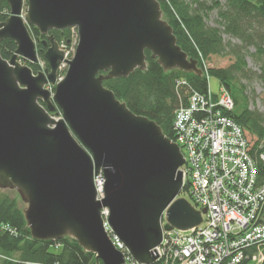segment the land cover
I'll list each match as a JSON object with an SVG mask.
<instances>
[{"label": "water", "instance_id": "95a60500", "mask_svg": "<svg viewBox=\"0 0 264 264\" xmlns=\"http://www.w3.org/2000/svg\"><path fill=\"white\" fill-rule=\"evenodd\" d=\"M6 1L10 16L0 23V43L10 38L17 48L9 60L0 53V189L20 195L36 240L70 237L97 264H124L104 226L106 208L130 254L154 264L164 231L190 230L202 223V213L178 198L180 147L104 81L145 70L146 50L165 71L202 75L198 61L178 45L158 0ZM30 26L48 45V68L37 74L27 64L39 62ZM73 28L78 42L67 59L49 32ZM62 64L68 68L58 81ZM57 110L61 117L53 115ZM100 171L102 199L94 183Z\"/></svg>", "mask_w": 264, "mask_h": 264}, {"label": "trees", "instance_id": "16d2710c", "mask_svg": "<svg viewBox=\"0 0 264 264\" xmlns=\"http://www.w3.org/2000/svg\"><path fill=\"white\" fill-rule=\"evenodd\" d=\"M163 12V18L173 28L178 45L189 58L199 62H207L212 57L232 56L234 62L228 68H209L210 76L217 78L232 94L235 109L230 116L249 135L254 149H257L264 138V112L251 110L244 103L246 97L242 80L251 81L257 78L264 86V62L261 65L259 77L248 68L247 55L250 48L255 49L254 56L264 60V0H225L222 5L219 0H158ZM218 11L220 28L207 24L209 13ZM10 16V7L6 0H0V23ZM30 33L36 41L39 64L27 63L35 74L45 68L48 63L45 52L48 45L44 44L46 37L39 29L30 26ZM50 35L61 44L69 46L75 35L72 29L63 31L51 30ZM223 34L238 40V44H226ZM69 44V45H68ZM15 42L8 38L0 43V53L9 60L16 51ZM147 68L137 69L127 78H116L104 81V86L114 92L115 96L136 115L145 116L156 122L164 134L174 140V112L179 106L176 96L177 79H186L194 90L205 93L208 89L206 74H187L180 70L165 71L145 51ZM202 59V60H201ZM55 90V88H53ZM240 107V108H238ZM60 110L55 115H60ZM188 194V186L184 188ZM9 225L15 230L12 233L6 229ZM0 264H97L95 255L85 251L76 240L66 237L59 241H41L31 236L27 226L23 208L17 197L10 196L0 190ZM102 264V263H101Z\"/></svg>", "mask_w": 264, "mask_h": 264}, {"label": "built area", "instance_id": "2783aa9c", "mask_svg": "<svg viewBox=\"0 0 264 264\" xmlns=\"http://www.w3.org/2000/svg\"><path fill=\"white\" fill-rule=\"evenodd\" d=\"M61 48L69 55L63 42ZM202 60V59H201ZM204 69L208 72L205 61ZM175 140L184 155V186L196 209L207 211L200 226L164 233L156 248L159 264H264V138L257 149L230 116L235 102L228 90L202 93L176 81ZM104 197L102 171L94 177ZM107 211V210H106ZM106 211L102 214L106 215ZM104 226L124 264H142ZM4 229L15 233L9 225Z\"/></svg>", "mask_w": 264, "mask_h": 264}, {"label": "rangeland", "instance_id": "374dc122", "mask_svg": "<svg viewBox=\"0 0 264 264\" xmlns=\"http://www.w3.org/2000/svg\"><path fill=\"white\" fill-rule=\"evenodd\" d=\"M199 1H207L210 4L209 0H199ZM220 3L222 5L225 4V0H219ZM218 11H213L211 13H209L206 21L207 24L211 27H215V28H220V24L218 22ZM221 29V28H220ZM222 30V29H221ZM223 31V30H222ZM223 40L226 44L231 43V44H238L239 46L241 45V43L236 40V39H232L230 36L223 34ZM76 47H77V39H73V41L70 43V45L68 46L67 51L69 52V55L67 56L68 59H71L76 51ZM249 53L247 55V63H248V68L256 75L255 77H259V75L261 74V65L264 62L263 59H260L256 56H254L255 53V49L252 47L249 50ZM234 62V59L232 58V56H220V57H212L208 62H207V67L212 68H228L230 67V65ZM22 64H24V62H21ZM40 65L42 67H44L43 63H40ZM67 66L63 65L61 67V69L58 72V79L64 77L66 71H67ZM209 88L212 91V93H214L215 95H218L221 91V84L219 82V80L213 76H209ZM245 86V88L243 89V93L244 96L246 97V101H245V105L248 107H250L251 110L257 109L261 112H264V86L261 83V81L257 78H252L251 81H247V80H242V84L240 85V87ZM46 88L52 93L54 94V90L52 89L53 86L48 85L46 86ZM240 108V107H238ZM241 109V108H240ZM55 117H57L54 114ZM102 176H103V180H104V185H103V192L105 189V183H106V179L104 176V173L102 171ZM1 191L7 192L10 196L12 197H17L19 199V203L21 205V207L23 209L26 208V204L22 201L20 195L17 193V191L15 190H10V189H6V190H2ZM107 209L104 208L103 211H106ZM106 215L102 214V217L104 219V222L106 221L109 225L108 222V217H109V211H106ZM110 231L113 232L112 228H108ZM107 232V230H106ZM114 233V232H113ZM110 240V234L107 232ZM115 234V233H114Z\"/></svg>", "mask_w": 264, "mask_h": 264}]
</instances>
